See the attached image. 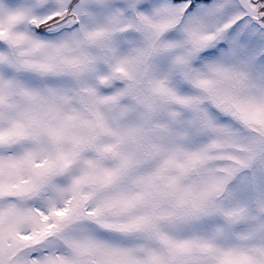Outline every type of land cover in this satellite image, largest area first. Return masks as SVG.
I'll list each match as a JSON object with an SVG mask.
<instances>
[{
  "label": "snow or ice",
  "instance_id": "6c2138e0",
  "mask_svg": "<svg viewBox=\"0 0 264 264\" xmlns=\"http://www.w3.org/2000/svg\"><path fill=\"white\" fill-rule=\"evenodd\" d=\"M0 264H264V0H0Z\"/></svg>",
  "mask_w": 264,
  "mask_h": 264
}]
</instances>
